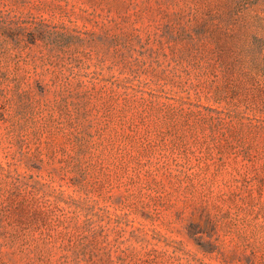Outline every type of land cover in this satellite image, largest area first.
<instances>
[{
    "label": "rangeland",
    "instance_id": "374dc122",
    "mask_svg": "<svg viewBox=\"0 0 264 264\" xmlns=\"http://www.w3.org/2000/svg\"><path fill=\"white\" fill-rule=\"evenodd\" d=\"M0 264H264V0H0Z\"/></svg>",
    "mask_w": 264,
    "mask_h": 264
}]
</instances>
